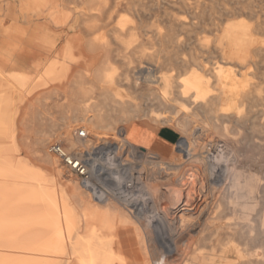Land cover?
<instances>
[{
  "label": "bare ground",
  "instance_id": "obj_1",
  "mask_svg": "<svg viewBox=\"0 0 264 264\" xmlns=\"http://www.w3.org/2000/svg\"><path fill=\"white\" fill-rule=\"evenodd\" d=\"M228 1L219 0L221 14L219 25H212V30L217 31L212 43L206 37L199 38L194 19L170 17L166 8L170 0H26L20 15L26 27L0 28V90L11 91L0 92V264H128L119 237L134 225L133 220L126 218L113 202H99L105 205L101 209L74 182L63 183L62 171H55L57 162L46 150V134L29 145L28 139H19V127L26 130L28 126L25 119L18 121L20 110L26 103L33 109L42 103L39 96L33 97L41 90H47V99L60 91L76 96V113L63 118L67 125L101 118L116 121L86 127L93 129L96 137L103 131L108 136V132L119 130L117 148L140 154L142 162L139 160L141 164L136 168L140 166L155 210L157 195L151 186L166 182L174 187L168 188L169 200L175 203L174 218L169 219L168 213L160 210L157 217L170 234L159 232L161 246L154 240L149 244L155 262L264 264L263 178L258 173L252 175L257 195L254 202L258 204L257 214H253L247 208L248 202L242 206L248 183L243 192L238 191L241 187L232 183L229 168L242 155L264 154V110L258 108L264 98L257 93L255 83L264 75V13L257 10L259 0H234L233 8L226 6ZM75 2L84 10L87 7L88 12L66 8ZM172 4L190 12L194 6L199 7L198 1ZM205 8L202 15L211 7ZM127 14L133 17L130 23ZM162 14L170 17L166 21L167 34L161 33V27L150 26L151 20L160 19ZM237 14L242 16L240 20L228 19ZM184 35L186 43H182ZM181 36L185 37L183 41ZM144 38L148 43L160 42L155 54L147 53L149 44L144 43ZM60 41H67V45L58 57L51 58ZM112 46L117 49L112 50ZM186 50L190 51L189 59L184 57ZM198 52L219 57V66L210 69L211 77L199 72L203 54ZM114 53L124 68L120 76L111 62ZM147 56L159 64L164 60L163 66L171 70L145 62ZM31 59L36 61L29 70L35 69V73L27 69L6 74V69ZM143 83L149 88L147 99L161 112L124 100L123 90L138 92ZM145 117L149 118L147 122L141 120ZM118 122L124 123L122 129L117 128ZM141 122L149 123L163 139L155 144L158 153L130 141L140 138L151 143L153 132L145 134ZM171 133L178 136L176 148L167 142ZM173 150L201 166L194 169L201 187L193 201L184 194V184L175 180L188 161L177 160ZM162 154H171L175 160L166 161ZM195 178L192 173L190 180ZM210 205L218 210L217 216L212 217ZM212 220L214 223H210ZM207 231L208 235L202 234ZM194 239L199 248L194 247L192 254L188 251L191 256L186 260L182 246ZM141 246L145 248V243ZM204 246L214 249L205 254Z\"/></svg>",
  "mask_w": 264,
  "mask_h": 264
},
{
  "label": "rangeland",
  "instance_id": "obj_2",
  "mask_svg": "<svg viewBox=\"0 0 264 264\" xmlns=\"http://www.w3.org/2000/svg\"><path fill=\"white\" fill-rule=\"evenodd\" d=\"M177 1L179 2L180 0H174V1L173 0H170V2H169L170 5L169 6H166L167 12L170 15V17H173L174 16V18H177V19H180V20H190L191 18L194 19V22L197 23L198 24V27H199V31H198L199 32L198 33L199 38H205L206 37L211 42L215 38L214 36L217 33V31L215 29H214L215 31L212 30V25L213 24L219 25V18H220V14H221L220 13V10H219V0H187V2L192 3V4H195V3L197 4V1L199 2V7L194 6V9L191 12H190L189 9H187V8H185L183 6H180L179 4H177V5L172 4V2H177ZM200 1L202 3H200ZM26 3H27L26 0H0V28L1 27L2 28L14 27V25L15 26L16 25H19L21 27H26L25 24L23 25V23H21L22 22V18L20 16L22 10L24 9L22 7ZM222 4H224V3L222 2ZM225 4H226V6L228 8H233L235 6V1L234 0H230V1L226 2ZM257 5H258L257 10L258 11H262L264 13V0H262V1L259 0ZM79 6L80 5L75 2L73 4L68 5L66 8L69 9V7H71V9L73 11L76 10L78 12H83V11H87L88 10L87 7L84 10L81 6L80 7ZM205 7H211V8H207L208 13L206 15H202L203 11L206 9ZM61 10L64 12L66 9H61ZM127 15H129V17H127L126 19L129 21V23L132 22L133 21L132 15H130V14H127ZM162 16L163 17H160V19L154 17L151 20V22H150V26L151 27L152 26L153 27H161V29H160L161 30V33L162 34L163 33H166L167 34V33H169V32H167V30L169 31V27H168V24H167L166 21L170 17L166 16L165 14H162ZM182 16H184V17L181 18ZM241 18H242V16H240L239 14H237V15H234L232 17H229L228 19L229 20H233V19L234 20H240ZM87 19H89V18H87ZM116 19L118 20V17ZM88 24L89 25H92V22H88ZM151 24H153V25H151ZM183 34H185V33H183ZM184 36L186 37V35H184ZM184 36H181V39L183 38L181 41L184 40V38H185ZM186 39H187V37L184 40L185 42H182V43H186L187 42ZM69 40L71 41V39H69ZM147 40H148L147 38H144V43H146V42L148 43ZM70 41H68V44H69ZM158 42L159 41L156 40L154 42L148 43L149 44L147 46V53L148 54H151V53L152 54H155L157 52V50L159 49V44H160V42L159 43ZM66 43H67V41H60L59 44H58V47H57L56 51H54V53L51 56V58L54 57V56H57L58 57L59 56V53L67 45ZM115 49H117V48L115 46H112V50H115ZM153 49H154V52H153ZM189 52H190L189 50H186V51L183 52V53L186 54V55L184 54V57L187 58V59H189V57L191 55ZM197 54L198 55L203 54V55H200V62L203 65L200 63V66L198 67L199 72L202 73L203 71L204 72L206 71L205 74H204V72L202 74L211 77V73H210L211 70L210 69L215 68V66L216 67L219 66V64H218L219 63V57L217 58V55L208 54V53H200V52H198ZM116 55L117 54H115V53L113 54V57L111 58V62L117 68L118 75L120 76L121 74L124 73V68H123V65L121 64V59L120 58H117ZM42 60L44 61V60H46V58L45 59H42ZM35 61H36V59L27 60L24 63H21L20 64L21 66L18 65V67L6 69L5 72L7 74V73H10V72L16 71V70L17 71H23V70L27 71V69L29 70L30 67L34 66V62ZM144 61L147 62V63H149V64H151V65H153V66H157L158 65L159 68L162 69V70H164V71L171 70L170 67L163 66L162 62L164 60H161L160 61V64H159V63H157L156 60H152V59H150L147 56L144 59ZM1 62L2 61L0 59V64H1ZM201 65L203 66V69H202V66ZM205 67L208 68V69L206 70ZM35 71H36L35 69L32 70V68H31V70H29L28 72L35 73ZM263 73H264V71H263ZM255 83H256V85H258V86H256L257 93H260L262 95V97L264 98V75L260 79L255 80ZM147 88H148V86H146V84L143 83L142 86H141V89H139L138 92H134V93L133 92H130V93H132V94H130V93H128V91L123 90L124 100L126 102H131V103H134V104H136L138 106H141V107H144V108L154 109L157 112H161V110H160L159 107H156V106L153 107V105L147 99L146 94L149 93V90H148L149 88L148 89ZM9 91L10 90H8V89H2V90H0V92H9ZM46 93H47V90H41L40 92H38L37 94H35L33 96L34 98L39 96L38 98H40L41 102L43 101L42 103H37L35 105V107H36L35 109L31 108L30 104L26 103L24 106H22V108L20 110L21 111L20 112L21 113V116H20V118H19L18 121H21V119H25L26 123H28V126L25 127L26 130H24V127L23 126H20L19 127V131L17 132V134H19L18 136H19V139L21 141H23L25 139H28L29 140V141H26L27 142V145L31 144V142H33L35 139L39 138V136H42V135H45L46 134L47 137L49 138V142H48L47 148H46L47 152H48V146L50 144L56 143V142L65 144V146L67 148L71 149V150L78 149V148L81 147L82 142L77 141V140L74 142V140H75L74 139V135L76 134V130L79 129V127L86 128V130L88 132H91V134L93 135L94 130L91 129V128L88 130V127H86V126H88V125H95V124L96 125H108L110 123L116 122V121H113V120H109V119H105V118L102 119L101 118V119L95 120L93 122H87V123H84V124H82V123L81 124H76V123H73L72 124L71 123L70 125H67L66 124V121H64V119L65 118H71V117L74 116L73 114L76 113L74 111V108H76V106H78V104L75 103V100H76L75 97L76 96H71L70 94H66V93L60 91L56 95H53V97H51L50 99H47ZM33 97L30 98V99H28V100H32ZM48 100H50V101H48ZM91 102H93V101H91ZM88 104H91V103H88ZM37 108L40 109V112H39V109H37ZM258 108L264 110V102L260 103L258 105ZM102 114H107V113H105L103 111ZM111 114L116 115V113H113V112H111ZM24 117H26V118H24ZM33 117H34V119H33ZM141 120H144V121L147 122L149 120V118L145 117V118H143ZM141 123H144V124H141V128L142 129H145L147 131H150L151 133L153 132L152 135H154L155 132L152 130V127L149 126V123H146V124H145V122H141ZM202 124L206 128L209 127V126L208 127L205 126L206 123H202ZM78 125H80V126H78ZM123 125H124V123L118 122L117 123V128L118 129H122L121 127H123ZM75 126H77V127H75ZM101 131H99V133ZM118 131L119 130H115L116 133L115 132H113V133L117 137V138L116 137L115 138L117 140H120L119 137H118L119 135H117L119 133ZM70 132H72V134H71L72 137L69 135ZM104 132L107 133L106 131H103L102 133H100V135H104L105 134ZM110 133L108 132L107 135L108 136H112V137L115 136V135H113V133H111V134ZM171 135L172 136L169 137V139H168L167 142L171 145V148H176V145H177L176 142H178V140H177L178 136L176 134H174V133L173 134L171 133ZM145 140L144 139H140V138L130 139V141L132 143H134L135 145H137L135 141H138L140 143H143L144 146H140V147H142L144 149H148L152 153L153 152H156V153L159 152L156 149L155 145H154V147H150V145L153 143L152 140H151V143H148ZM25 151H26L25 152V155L27 157H29L30 156V153L26 149H25ZM132 152L136 153V155L133 153V159L135 160V161L133 160L135 162V163L134 162L133 163L137 167L138 164H141L142 159L140 158V154H138V152L133 151L131 149L130 150V153L132 154ZM260 153H262V152H258L256 154H252L253 156L252 155H249V154L248 155H242V156L239 157V159H238L237 162L232 163V165L229 167L231 169V171H232V173H231V176L233 177L232 183L234 184V186H237V187L240 186L241 187V188L238 189V191L243 192V187L245 186L246 183H248V189L245 190L246 193H247V196L245 198V201H243L242 206L244 207L245 202H248L247 208L253 214H257V212L255 210L258 208V204L256 205V202H254V200L257 199V195L254 193L255 183H254V181L252 179V175L254 173H258L260 175V177L263 178L262 182L264 183V154L263 153L260 154ZM173 154L177 157V160H179L180 162H181V160H182V162H186L185 160L188 161L187 163H185V167L186 168L184 167V170H181V172L176 176L177 178L175 180H179V181H177L178 184H181V185L184 184L183 187L181 186L183 188V191L185 190L184 191L185 193L184 192L183 193L187 197H189V199L195 200L199 196L198 195L196 197V195L199 194V189H200L201 186H200V181H199L200 177L197 175L198 173L194 172V171H196L194 169L196 167L200 168L201 166H200V164H197L195 162L193 163V160L194 159L188 160V158L184 154H182V152L181 153L179 152V154H178V153H176V151H174ZM162 157L166 161H170V160L173 159V157H172L171 154H169V155L162 154ZM53 158L57 162V165H56L57 167H56L55 171H59V170L62 171V174H63V183L68 184L69 182H72V183L74 182L77 185V187L85 195L87 194V197L90 196L89 199L91 200V202L93 204L99 206L101 209L105 208V205L104 204L101 205V203L96 202L89 193H87L84 189H82V187L79 184L78 179L68 171V169L63 165V163L61 161H59V159H57L56 157H53ZM173 160H175V159H173ZM191 161H192V163H191ZM139 167L137 168L138 170H139ZM187 168H188V170H187ZM190 170L192 171V173L196 174L195 181H191L190 180V175L192 174L191 172H189ZM140 172L142 173V171H140ZM181 173H182V175H181ZM185 180H187V181L185 182ZM187 183H189V184H187ZM161 184H162L161 182L160 183L157 182V184H155V185L152 184L154 186V188H152L153 186H151V189H153L152 191H153L154 196H156V195L158 196V194L160 196V197L159 196L158 197L156 196L157 198L154 197V199H155V206L158 205L156 207V210L157 211L160 210V211H163L164 213H168L167 216L169 217V219H173L174 218L173 217V212H174V208H175V203H174L173 200H172L173 202L171 201V199L169 200V198H170V192H169V189H168V188H171L173 186L170 187L168 185V183H166V182H164V184H162V186H161ZM190 184H192L193 187ZM157 187L159 188V190H157L158 189ZM160 191L161 192L163 191L166 194H162L163 192L161 193ZM166 191H168V192H166ZM195 193H196V195H195ZM165 197H167V199ZM170 203L171 204L174 203L173 204L174 207ZM112 204L114 206H116L119 210H121L122 214L126 218H129L131 221L133 220V222H134V225H131L130 227H128V229H125L124 231H122L120 233V237H119L120 238V241H121V244L123 246V250H124L125 257L128 259V264H145L146 262H147V264H154L156 257L154 256L153 251H152V248H151V246H149V244L151 245L152 241L154 240L153 242L157 243L158 246H161V244H162L161 235H164V234L165 235H169L170 234V232H169L170 229L163 228V226L158 223V220L157 219H154L153 220L152 218H148V217L147 218H144V219L143 218H139L138 219V217L130 214L126 209H124L118 203L113 202ZM112 204L110 203V205H112ZM210 206H211L210 209H212L214 207L213 205H210ZM210 211L213 212L212 217L217 216V212H218L217 209L214 208V209H212ZM148 221H150V222H148ZM211 222L214 223V220L210 221V223ZM215 222H219V220L218 221H215ZM154 224H155V226H153ZM137 225H138V227H137ZM146 225H147V227H145ZM215 226L217 228H219V224H216L215 223ZM163 229L165 231H163ZM140 230H142L141 231L142 235L140 233ZM159 232L161 233V235H160ZM167 232H168V234H167ZM136 233L139 234V235H137ZM171 234H172V231H171ZM202 234L203 235H208L209 234V231H207V233L204 232ZM218 235H219V233H218ZM137 238H139V239H137ZM145 240H146V242H145ZM195 240H197V239L191 240L192 242L189 241V244L187 245V246H191V247L193 245V247H192L193 249L191 247L182 246L183 252L185 253V259L186 260H189L190 259V256L192 254V252H191L192 250H195V248L196 249L199 248V247H196V245H194L193 242H195ZM142 242L145 243V248L142 247L143 245L141 246ZM191 243H192V245H190ZM184 247L185 248L187 247L186 250L188 248L189 249L186 251L184 249ZM218 247H219V244H218V246L216 248H218ZM149 248H151V249L149 250ZM204 248H205V251L203 253L206 254V253H210L212 251V249H214V246H212V247H210V246L205 247L204 246ZM161 251H162V249H161ZM188 251H190L191 254ZM142 252H144V254ZM163 252L165 253V250H163ZM244 258L245 259H248V257H246V256H244ZM241 260H243V259H241ZM152 261H153V263H152Z\"/></svg>",
  "mask_w": 264,
  "mask_h": 264
},
{
  "label": "built area",
  "instance_id": "obj_3",
  "mask_svg": "<svg viewBox=\"0 0 264 264\" xmlns=\"http://www.w3.org/2000/svg\"><path fill=\"white\" fill-rule=\"evenodd\" d=\"M74 139L83 141V145L71 150L56 142L48 146V152L78 179L82 189L98 202H115L138 218L157 219L158 211L145 186L144 175L133 163L131 149L119 150L115 137H96L84 127L76 130Z\"/></svg>",
  "mask_w": 264,
  "mask_h": 264
},
{
  "label": "crops",
  "instance_id": "obj_4",
  "mask_svg": "<svg viewBox=\"0 0 264 264\" xmlns=\"http://www.w3.org/2000/svg\"><path fill=\"white\" fill-rule=\"evenodd\" d=\"M145 134L149 133V131L145 130V129H142ZM152 144L150 145V147H154L155 144H157L158 142H163V139L157 134V133H154L153 137H152ZM137 145L139 146H144L143 143H140L138 141H135ZM169 144V143H168Z\"/></svg>",
  "mask_w": 264,
  "mask_h": 264
}]
</instances>
